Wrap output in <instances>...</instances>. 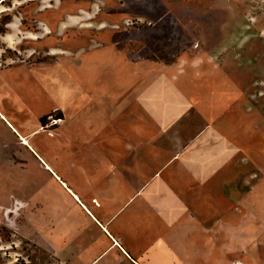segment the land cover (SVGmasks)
I'll return each instance as SVG.
<instances>
[{
  "label": "crops",
  "instance_id": "1",
  "mask_svg": "<svg viewBox=\"0 0 264 264\" xmlns=\"http://www.w3.org/2000/svg\"><path fill=\"white\" fill-rule=\"evenodd\" d=\"M42 3L29 13L27 27L45 39L50 32L102 26L92 19L95 9L65 8L63 0ZM4 5L0 0V15L10 13V19L0 33V59L24 40L34 49L38 46L32 43L41 39H23L22 32L31 31L23 25V13ZM50 15L57 17L53 23ZM88 42L94 60L102 58L98 51L115 48L113 41ZM45 45L49 51L43 60L0 67V73L23 64L36 70L34 76L52 97L61 94L62 99L37 114L33 136L27 137L26 124L12 119L19 120L9 106L12 87L2 82L0 117L50 173V264H101L114 258L168 264V257L183 255L179 241L209 233L230 217V200L241 199L244 188H262L257 169L246 162L248 144L258 135H249L248 123L257 116L236 105L240 83L206 48L182 51L167 62L117 50L121 65L88 73L83 57L88 46ZM62 60L78 61L79 72L67 74L69 85L56 88L48 78L62 76L59 70L50 72ZM95 110L103 113L101 119H93ZM50 112L60 121L40 122ZM44 125H50L49 152L39 142Z\"/></svg>",
  "mask_w": 264,
  "mask_h": 264
},
{
  "label": "rangeland",
  "instance_id": "2",
  "mask_svg": "<svg viewBox=\"0 0 264 264\" xmlns=\"http://www.w3.org/2000/svg\"><path fill=\"white\" fill-rule=\"evenodd\" d=\"M42 1L6 0L4 7L7 9L9 4L17 7L23 13L24 27H27L29 13L42 7ZM62 5L95 9L92 19L102 21V26H92L87 32H50L46 39L28 26L31 31L22 32L23 39L39 36L40 41L32 43L38 47H28L24 40L22 47L6 49L0 67L39 62L49 51L45 44L53 41L72 48L88 46L89 40H104L115 42L114 51L111 48L98 51L96 55L101 54L102 58L94 60L95 51L86 47L88 51L83 57L88 62V73L91 70L111 72L116 65H121L117 50L134 58L150 57L167 62L182 51L206 48L220 66L229 69L237 78L242 94L236 105L245 106L257 116L255 122L248 123L249 135H258L248 144L246 162L253 170L257 169L262 188L256 190L254 185L244 188L241 199L230 200L231 208H227L230 217L215 223L209 233H198L179 241L183 255H178L177 260L172 256V261L168 257L167 262L264 264V0H63ZM54 18L50 15V23L57 17ZM9 19L10 13L0 15V29H5ZM92 24L89 23V27ZM198 44L201 47L195 48ZM76 63L78 61L62 60L59 66H53L50 72L59 70L62 76L49 77L48 82L55 83L56 88L68 86L67 74L79 72L76 67L79 63ZM81 69L86 71L85 65ZM35 73L36 70L23 64L8 68L7 74L0 73V84L5 82L12 87L9 106L19 119L12 117L13 122L26 124L28 133L25 136L31 138L30 129L36 124L37 114L62 99L61 94L52 97ZM16 108L20 112H16ZM91 115L93 119H101L103 113L95 110ZM103 117L111 120L110 116ZM51 119L61 118L50 112L44 123ZM42 130L40 136L44 138L41 137L39 142L44 151L49 152L50 125H44ZM244 205L245 210L241 209ZM235 213L245 217L233 216ZM203 227L206 231L205 225ZM47 263L50 264V173L0 117V264ZM101 264L128 263L114 258Z\"/></svg>",
  "mask_w": 264,
  "mask_h": 264
},
{
  "label": "trees",
  "instance_id": "3",
  "mask_svg": "<svg viewBox=\"0 0 264 264\" xmlns=\"http://www.w3.org/2000/svg\"><path fill=\"white\" fill-rule=\"evenodd\" d=\"M2 31H5V29H0V32H2ZM49 115H50V114H49ZM47 116H48V115L42 116V117L40 118V122H44Z\"/></svg>",
  "mask_w": 264,
  "mask_h": 264
},
{
  "label": "built area",
  "instance_id": "4",
  "mask_svg": "<svg viewBox=\"0 0 264 264\" xmlns=\"http://www.w3.org/2000/svg\"><path fill=\"white\" fill-rule=\"evenodd\" d=\"M54 123H58L60 119H51Z\"/></svg>",
  "mask_w": 264,
  "mask_h": 264
}]
</instances>
